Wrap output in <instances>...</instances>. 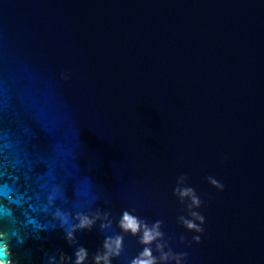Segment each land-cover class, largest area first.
<instances>
[{"label":"water","instance_id":"water-1","mask_svg":"<svg viewBox=\"0 0 264 264\" xmlns=\"http://www.w3.org/2000/svg\"><path fill=\"white\" fill-rule=\"evenodd\" d=\"M0 173L12 264H131L125 211L159 264H264V0H0Z\"/></svg>","mask_w":264,"mask_h":264},{"label":"clouds","instance_id":"clouds-1","mask_svg":"<svg viewBox=\"0 0 264 264\" xmlns=\"http://www.w3.org/2000/svg\"><path fill=\"white\" fill-rule=\"evenodd\" d=\"M183 177L181 178V182L183 181ZM210 182L219 190H224V185L219 181L209 178ZM176 195L181 198L183 201L186 198H190L191 205L190 207H200L202 201L200 197L197 195L196 191L192 187H177L174 189ZM193 219L188 220L184 219L183 217L182 222L184 223L185 227L190 231L195 232H203L204 229L200 226L205 222V217L198 212L191 213ZM99 216H97V219ZM76 219L79 220L78 224L72 225L71 229L67 231V239L71 242L75 239L74 233L77 230L83 229H91L94 224L95 220L88 217L87 215H78ZM199 221L197 224L195 221ZM163 221H156L151 227L149 225L140 220L137 216L130 214L129 212L125 211L122 215L121 220L119 221V227L124 232H130L133 236L139 235V242L142 245H145L143 251L139 254L138 257L134 258L131 261V264H159V261L155 256H153L151 245L153 242L162 239L164 233L160 230L161 224ZM103 228L109 227V225H102ZM194 239L199 243L200 236L194 237ZM4 254L0 255V264H12L10 257V252L7 251V246L5 245ZM158 251L161 252L160 261H168L169 259H174L177 261V264H180V259L183 256H186V253L182 254H174L171 250L167 253L163 251L164 245L158 243L156 245ZM123 251V236L116 235L115 237H107L104 243V252L101 254H97L95 257L96 264H112L113 257H120ZM76 261L75 264H84V261L87 258V250L83 247H80L76 252ZM65 259H68L64 256H61V261L63 262Z\"/></svg>","mask_w":264,"mask_h":264},{"label":"snow or ice","instance_id":"snow-or-ice-1","mask_svg":"<svg viewBox=\"0 0 264 264\" xmlns=\"http://www.w3.org/2000/svg\"><path fill=\"white\" fill-rule=\"evenodd\" d=\"M3 175H4V173H0V178H2ZM0 185H3V187H5V188L7 187V185L2 184V183H0ZM0 231H2V222H0ZM3 254H4V251L2 248H0V255H3Z\"/></svg>","mask_w":264,"mask_h":264}]
</instances>
